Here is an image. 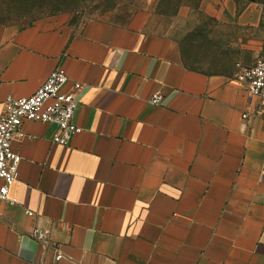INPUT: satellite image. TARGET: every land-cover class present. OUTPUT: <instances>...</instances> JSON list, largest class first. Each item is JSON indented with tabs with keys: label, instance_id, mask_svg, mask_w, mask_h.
<instances>
[{
	"label": "crops",
	"instance_id": "0c3cea01",
	"mask_svg": "<svg viewBox=\"0 0 264 264\" xmlns=\"http://www.w3.org/2000/svg\"><path fill=\"white\" fill-rule=\"evenodd\" d=\"M195 4L214 23L202 55L219 59L204 66L145 17L0 23V115L53 69L66 89L83 85L69 144L39 122L12 143L17 202L0 206V264H264V102L236 65L264 54L259 9ZM34 226L49 229L59 260L29 237Z\"/></svg>",
	"mask_w": 264,
	"mask_h": 264
},
{
	"label": "rangeland",
	"instance_id": "374dc122",
	"mask_svg": "<svg viewBox=\"0 0 264 264\" xmlns=\"http://www.w3.org/2000/svg\"><path fill=\"white\" fill-rule=\"evenodd\" d=\"M195 1L197 0H0V23L22 26L54 22L75 29L97 18L124 24L131 19L145 17L151 28L164 31L176 39L182 47L183 58L189 65L204 66L219 58L202 55L209 52L211 42L204 38L209 36L208 31L214 28V23L198 13ZM252 1L259 9L257 35L264 36V32H261L264 31V0Z\"/></svg>",
	"mask_w": 264,
	"mask_h": 264
},
{
	"label": "built area",
	"instance_id": "2783aa9c",
	"mask_svg": "<svg viewBox=\"0 0 264 264\" xmlns=\"http://www.w3.org/2000/svg\"><path fill=\"white\" fill-rule=\"evenodd\" d=\"M238 76L247 93L258 102H264V55L257 56L249 66L240 63ZM68 77L62 68L49 72L45 81L30 95L6 97L0 115V206L13 205L17 198L10 196V188L18 178V164L21 156L13 150L12 143L23 139L26 134L23 126L27 122H39L53 125L51 141L67 145L71 138L81 132L82 128L73 122L78 106L76 95L82 88L80 82H72L66 89ZM160 94H153L151 102L159 104ZM247 114H243L246 117ZM29 216L30 210H25ZM29 237L44 247L55 251V260L62 257L57 245L50 241V231L46 227L34 226Z\"/></svg>",
	"mask_w": 264,
	"mask_h": 264
}]
</instances>
